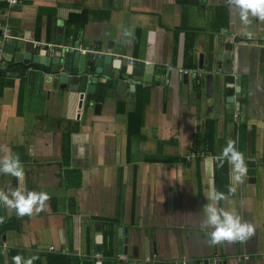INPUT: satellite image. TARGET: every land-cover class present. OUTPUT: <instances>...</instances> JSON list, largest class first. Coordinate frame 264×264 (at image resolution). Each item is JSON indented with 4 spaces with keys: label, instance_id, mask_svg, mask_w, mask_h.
I'll return each mask as SVG.
<instances>
[{
    "label": "crops",
    "instance_id": "obj_1",
    "mask_svg": "<svg viewBox=\"0 0 264 264\" xmlns=\"http://www.w3.org/2000/svg\"><path fill=\"white\" fill-rule=\"evenodd\" d=\"M18 1L7 14L0 0V29L9 24L16 52L101 44L114 59L154 67L150 81L100 74L91 86L94 67L71 66L76 89L59 74L42 85V67L7 61L3 44L0 158L17 154L24 176L0 173V191L19 184L48 199L32 215L0 205V241L32 264L53 256L66 264H264V21L245 25L227 0ZM229 140L256 163L255 177L235 180L228 163L221 182L213 156ZM213 191L226 194L218 207L252 224L247 240L207 243L202 206ZM0 253L12 263L11 252Z\"/></svg>",
    "mask_w": 264,
    "mask_h": 264
},
{
    "label": "clouds",
    "instance_id": "obj_2",
    "mask_svg": "<svg viewBox=\"0 0 264 264\" xmlns=\"http://www.w3.org/2000/svg\"><path fill=\"white\" fill-rule=\"evenodd\" d=\"M230 8L238 9L239 18L245 25L249 24V17H255L257 20L264 21V0H227ZM125 36L130 32L125 31ZM227 160L237 172L234 177L239 181L244 171L242 166V154L236 149L235 142L229 140L221 153V163ZM0 173L9 174L17 179L23 180L24 170L19 157L15 153L9 152L3 158H0ZM235 187L229 186L228 193L235 192ZM206 197V203L202 206L203 219L202 227L206 230L207 243L218 245L224 242L245 241L253 234L252 224L243 221L242 217L234 210H226L218 207L220 201L226 199V194L222 191H213ZM48 195L45 192L25 191L17 186L9 191H0V205L15 209L18 216L32 215L34 212H40L44 206ZM35 257L23 259L17 255L13 257L14 264H32Z\"/></svg>",
    "mask_w": 264,
    "mask_h": 264
},
{
    "label": "water",
    "instance_id": "obj_3",
    "mask_svg": "<svg viewBox=\"0 0 264 264\" xmlns=\"http://www.w3.org/2000/svg\"><path fill=\"white\" fill-rule=\"evenodd\" d=\"M1 34L2 30L0 29V36ZM109 38L110 42L108 44V47L112 48L114 42L111 33ZM16 46L17 41L14 39L5 44L4 50L5 52H8L6 60L12 62H22L26 65L31 63L35 66L40 65L42 67L41 71L43 72V74H41L39 80L42 85L45 81L46 75L54 76L55 74H59L60 83H67L70 81L73 84V86H71L72 89H76L79 82V74L70 73L67 69L71 66L78 69V71L83 74H88L86 66H93L95 69L94 74L89 77V84L91 83V86H94V84L97 83L98 75L100 74H104L106 76L119 80H123L124 76L129 74L142 75L144 81H150V75L152 74V70L154 67L151 63H146L142 60H134L133 64H129L125 62L122 57L114 59L113 55L106 53L101 49V44H98L96 49L92 48L93 45L87 46L85 48L86 51H83V48L80 46L79 43H77L75 45L76 49H74L73 51L61 48V52L56 53L55 51H52L49 54L33 53V49L30 48L26 52H16ZM83 98L84 94H81V104L83 102ZM247 166L248 169L246 175L250 177H255L256 163L252 160H249L247 162ZM123 231L125 232V230L120 228L118 246L125 248L128 243V238L122 235ZM95 240L97 254L102 253L103 237L98 234ZM98 264H101V262H98Z\"/></svg>",
    "mask_w": 264,
    "mask_h": 264
},
{
    "label": "built area",
    "instance_id": "obj_4",
    "mask_svg": "<svg viewBox=\"0 0 264 264\" xmlns=\"http://www.w3.org/2000/svg\"><path fill=\"white\" fill-rule=\"evenodd\" d=\"M7 4H8V8H7V11L6 13L8 14L10 12V8L17 5L19 3L18 0H6ZM2 43L0 45V67L4 64V61H3V57H4V52H3V44H5L6 42H8L9 40H12V39H17L16 36H14L11 32V29L9 27V24L6 22L3 26H2ZM263 46H264V41H263ZM58 47L62 48V49H67V50H71L73 51L74 49H76L75 47H72V46H62V45H59ZM83 51H86L85 49H83ZM134 58H130L129 59V63L130 64H133L134 62ZM185 72L187 73L188 70H185ZM237 115V114H236ZM240 152V151H239ZM242 154V152H240ZM206 154V151H193L191 152L187 157L186 159L187 160H190L198 155H205ZM242 157H243V154H242ZM219 156H213V160L215 161H218L219 160ZM242 166L244 168V171L243 173L241 174L240 177H242L244 174H246L247 172V169H248V166H247V162H245V159L243 157V160H242ZM230 172H231V175L232 176H236L237 175V172L233 169V166L231 165V169H230ZM0 249L4 250V251H9L10 249V246L9 244L6 242V241H2V243L0 244ZM125 257V256H124Z\"/></svg>",
    "mask_w": 264,
    "mask_h": 264
},
{
    "label": "trees",
    "instance_id": "obj_5",
    "mask_svg": "<svg viewBox=\"0 0 264 264\" xmlns=\"http://www.w3.org/2000/svg\"><path fill=\"white\" fill-rule=\"evenodd\" d=\"M13 65V64H10V66ZM49 69V68H48ZM136 124V123H135ZM138 125V123H137ZM211 125H208L207 128H209ZM210 132H212L211 130L210 131H207L206 133L207 134H203V140H204V144H203V148L205 149H208L206 148L205 146L209 147L211 146V144L213 143V137L212 135L210 134ZM238 151H239V148H238ZM218 168L220 169L221 173H223L224 177L222 178L221 182H225L226 184H228L227 180H226V177L229 173V164L227 162V160H224L223 163H221V157L219 158V165H218ZM2 243V241H0V244ZM9 252H11V264H14V261H13V257L14 256H21L22 260L24 259L25 255L24 253H22L21 251L17 250V249H11L9 250ZM110 252H106L105 254H109ZM51 260L50 263L52 264H66L68 261H65L63 260V257L62 256H53V257H50ZM3 262V255L2 253H0V264H2ZM58 262V263H57ZM66 262V263H64Z\"/></svg>",
    "mask_w": 264,
    "mask_h": 264
}]
</instances>
